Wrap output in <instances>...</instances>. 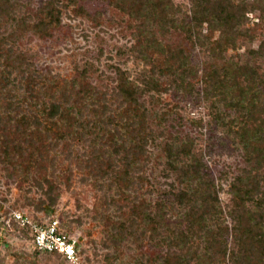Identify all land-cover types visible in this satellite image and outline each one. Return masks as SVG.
I'll list each match as a JSON object with an SVG mask.
<instances>
[{
	"label": "trees",
	"instance_id": "obj_1",
	"mask_svg": "<svg viewBox=\"0 0 264 264\" xmlns=\"http://www.w3.org/2000/svg\"><path fill=\"white\" fill-rule=\"evenodd\" d=\"M110 1L140 21L135 53L152 67L136 80L117 68L112 93L78 80L61 87L55 76L38 69L19 50L18 30L24 34L32 30L46 38L61 23L58 0L46 1L37 12L23 16L18 15L19 0H0V163L22 166L26 172L35 170L43 177V184L37 178L36 183L51 199L58 195L45 176L55 161L51 155L63 145L70 158L71 147L78 142L81 151L74 158L105 191L107 213L113 207L116 210L109 216L101 213L113 227L112 240L133 241L142 247L147 235L158 251L142 256L138 264H264V67L252 62L264 61V41L250 51L251 62L225 61L200 75L205 98L225 108L216 112V119L233 133L243 150L246 167L231 183L230 192L239 198L244 211L223 209L216 180L189 136L166 145L168 169L175 174L178 187L170 184V190L152 204L145 197V172L150 161L148 147L155 138L142 98L167 90L157 75L171 77L172 87L192 93L199 69L184 48L165 50L153 30L165 33L170 26L177 27L181 8L173 0ZM189 3L191 23L183 24L189 39L203 45L204 26L208 39L218 33L211 50L221 60L235 46L247 14L259 7L258 0ZM151 50L164 59L153 58ZM171 209L178 212V218L169 226ZM12 220L21 226L14 216ZM23 229L33 241L31 228ZM36 251L70 262L58 252Z\"/></svg>",
	"mask_w": 264,
	"mask_h": 264
},
{
	"label": "rangeland",
	"instance_id": "obj_2",
	"mask_svg": "<svg viewBox=\"0 0 264 264\" xmlns=\"http://www.w3.org/2000/svg\"><path fill=\"white\" fill-rule=\"evenodd\" d=\"M46 1L50 0H19L18 15L37 12ZM173 1L181 8L177 27L170 26L165 33L157 28L153 30L165 50H186L193 66L199 69V77L193 81L194 91L184 93L171 86V77L157 75L167 90L145 94L142 98L149 110L148 124L155 138L148 147L150 161L145 172L148 179L145 197L154 204L163 191L170 190V184L178 187L175 174L168 169L165 148L176 139L185 141L189 136L196 144V154L203 158L207 171L216 180L223 209L244 211L239 198L230 192L231 183L246 167L243 150L233 133L216 119V112L225 108L215 99L205 98L200 75L225 61L251 62L250 51L258 49L264 41V0H258L259 7L247 14L242 33L235 46L226 50L224 60L211 50L218 33L210 36V40L204 26L203 45L190 40L183 28L184 23L185 27L191 23L189 0ZM58 4L61 23L51 30L50 36L42 38L32 30L25 34L18 30L16 40L19 50L38 69L55 76L61 87L78 80L112 93L117 84V68L127 71L135 80L150 73L151 65L138 60L135 53L138 19L123 13L110 0H58ZM8 28V31L13 29L11 25ZM150 53L158 61L164 59L152 50ZM252 62L264 67V61ZM67 148L61 145L52 153L55 161L45 173L58 194L51 199L36 183L37 178L43 184V177L40 179L35 170L26 172L22 166L14 168L0 163V264H138L142 256L158 252L147 235L141 241L142 247L133 241L112 240L113 227L101 213L109 216L116 210L113 207L110 214L107 213L103 204L105 191L74 158L81 151L78 142L71 147L70 158L66 156ZM15 214L45 226L57 221L60 232L77 240L78 260L66 263L61 257L38 253L26 230L14 224ZM177 218L176 210H168L169 226L174 225ZM227 223L230 224L228 218ZM230 245L234 247L232 238Z\"/></svg>",
	"mask_w": 264,
	"mask_h": 264
},
{
	"label": "built area",
	"instance_id": "obj_3",
	"mask_svg": "<svg viewBox=\"0 0 264 264\" xmlns=\"http://www.w3.org/2000/svg\"><path fill=\"white\" fill-rule=\"evenodd\" d=\"M22 227H30L34 235V244L40 251L58 252L70 262L78 260L77 240L60 232L59 224L53 221L48 226L30 221L22 214L14 216Z\"/></svg>",
	"mask_w": 264,
	"mask_h": 264
}]
</instances>
